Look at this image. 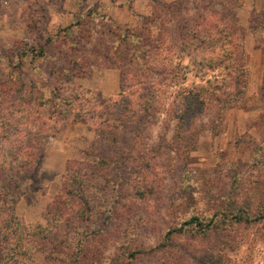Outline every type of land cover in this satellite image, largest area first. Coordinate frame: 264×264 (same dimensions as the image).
<instances>
[{
  "label": "rangeland",
  "instance_id": "1",
  "mask_svg": "<svg viewBox=\"0 0 264 264\" xmlns=\"http://www.w3.org/2000/svg\"><path fill=\"white\" fill-rule=\"evenodd\" d=\"M159 2L0 0V85L2 81L17 89L25 85L36 95L55 86L64 97H69L65 92L86 94L83 90L89 89L99 93L100 99L84 114L99 119L103 101L118 98L121 91L125 69L111 64L113 59L119 60L116 46L122 34L120 28L140 29L145 17H149L156 18L153 30L157 33V25L162 22L157 16L164 12ZM186 2L188 8L183 7L179 16L190 17L209 4V0ZM245 3L246 0H213L210 7L232 11L240 23V9ZM175 50V83L170 75L166 78L165 72L161 75L156 71L148 84L138 85L148 87L165 81L166 94L159 97L162 103L157 104L158 115L143 124L148 129L140 135L130 136L128 132V146L137 145L130 164L124 169H98L90 175L98 223H88L87 214L80 215V200L72 201L73 206L68 208L74 220V225L67 228L70 236L54 231L48 239H40V245L30 249L29 254L7 255L13 262L4 263L204 264L210 259L218 264H264V221L239 224L222 213L214 215L222 208L245 209L252 215L264 213L263 73L251 64L245 46L250 69L249 84L241 98L245 106L225 112L215 124L217 131L210 129L214 111L197 116L186 132L184 150L189 156L178 159V151L173 149L178 146L174 141L176 111L169 105L179 104L176 95L182 88L199 87L208 81L221 84L227 68L219 64L210 67L202 59L205 49L196 51L185 45ZM69 79L72 83L66 81ZM65 86L72 90L64 91ZM2 100L0 133L7 111L15 110L16 114L21 106L15 96L3 95ZM8 103L11 105L7 109ZM50 128L44 132L56 135L45 138V160L23 181L22 196L14 206L15 214L31 225L56 224V215L50 209L54 202L62 200L59 195L70 162L99 161L91 145L95 133L85 123L61 121ZM30 136L35 146L42 144L37 134ZM135 137L137 142L133 141ZM2 160L0 151V170ZM193 215L215 217L218 229L202 236L199 229L188 227L174 233L171 242L164 239L169 229L179 228ZM160 244L166 245L157 248Z\"/></svg>",
  "mask_w": 264,
  "mask_h": 264
},
{
  "label": "trees",
  "instance_id": "2",
  "mask_svg": "<svg viewBox=\"0 0 264 264\" xmlns=\"http://www.w3.org/2000/svg\"><path fill=\"white\" fill-rule=\"evenodd\" d=\"M160 1L164 12L157 16L162 19L160 25H157V33L153 30L156 18L149 17H145V24L140 29L120 28L122 34L119 35L116 46L120 56L119 60L113 59L111 64L117 67L121 65L125 69L121 74V91L118 98L102 100L99 119L91 114H84V110L100 99L99 93H93L89 89L83 90L86 94L65 92L69 97H64L60 90L53 86L47 92L36 95L25 85L17 89L8 87L2 81L1 102H5L2 100L3 95L15 96L20 100L21 106L19 111L17 110V113L20 112L18 115L13 114L15 110L7 111L9 115L6 121L2 122L3 129L0 133V151L3 154L0 170V264H11L4 263L13 262L12 257H9L11 255L29 254L30 249L40 245V239H48L54 231L61 236H70L67 228L74 225V220L72 221L69 216L68 208L73 206L72 201L80 200L82 203L80 215L85 217L87 214L88 223L91 220H94L95 224L98 223L99 217L93 208L94 192L91 191L90 175H94V171L98 169L110 171V167L113 166L124 169L130 164L137 145L133 143V148L128 146L126 143L128 132L130 136L140 135L142 130L148 129L143 124L146 122L148 124V118L158 115L157 104L162 103L159 97L162 95L165 97L166 94L165 81L148 87L140 88L138 85L148 84L156 71H160L161 75L165 72L166 78L170 75L175 83L178 78V64H173L172 57L175 55L176 47L183 49L186 45L196 51L205 49L202 59H206L210 67L219 64L227 68V74L221 84L208 81V84L199 87L182 88L176 95L179 104L169 105L176 111L174 141H178V146H174L173 149L178 151V159L189 156L184 150V144L187 143L185 137L197 116L209 110L214 111L215 116L210 123V129L217 131L215 124L222 120L225 112L233 107L245 106L241 98L247 90L250 77L244 43L246 28L238 22L236 14L225 8L220 10L214 6L211 9L213 0H209V4L207 3L203 10H196L192 16H179L183 7L188 8L186 0ZM250 27L252 30L264 27V10L253 11ZM66 81L72 83L71 79ZM65 87L64 91L72 90L68 86ZM262 91L264 92V70ZM8 105L11 104H7V109ZM61 121L82 122L94 131L96 139L91 145L99 161L70 162L64 176L63 190L59 195L62 200L54 202V207L51 206L50 209L56 215V224L31 225L15 214L14 206L22 196L23 181L30 178L32 171L40 167L45 160V138L56 135V132L45 133L46 127L49 129ZM33 132L38 136L36 139L42 142L40 146H35L31 142L30 134ZM133 141L137 142L136 137ZM193 145L192 149L196 144ZM246 212L245 209L225 211L222 208L214 215L219 216L222 213L224 217L239 224H256L264 221L263 212L257 211L254 215L251 211ZM215 219L193 215L179 228L169 229L164 234V239L171 242L174 233L184 232L188 227L199 229L202 236H209L212 231L218 229ZM162 245L166 244H160L157 248ZM215 262L218 261L207 259L204 264H218Z\"/></svg>",
  "mask_w": 264,
  "mask_h": 264
},
{
  "label": "crops",
  "instance_id": "3",
  "mask_svg": "<svg viewBox=\"0 0 264 264\" xmlns=\"http://www.w3.org/2000/svg\"><path fill=\"white\" fill-rule=\"evenodd\" d=\"M254 10H264V0H246L240 9V24L246 28L244 43L248 58L255 67L264 70V27H259L255 31L251 29V17ZM242 15V18H241ZM263 75V74H262ZM51 152L49 151V155ZM63 159V157H62ZM65 164V162H63Z\"/></svg>",
  "mask_w": 264,
  "mask_h": 264
}]
</instances>
